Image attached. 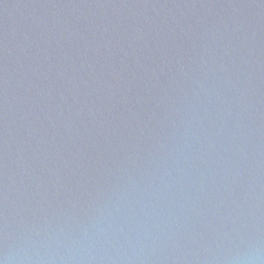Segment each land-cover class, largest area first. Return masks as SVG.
<instances>
[{"label":"water","instance_id":"obj_1","mask_svg":"<svg viewBox=\"0 0 264 264\" xmlns=\"http://www.w3.org/2000/svg\"><path fill=\"white\" fill-rule=\"evenodd\" d=\"M3 264H264V0H0Z\"/></svg>","mask_w":264,"mask_h":264},{"label":"clouds","instance_id":"obj_2","mask_svg":"<svg viewBox=\"0 0 264 264\" xmlns=\"http://www.w3.org/2000/svg\"><path fill=\"white\" fill-rule=\"evenodd\" d=\"M0 264H3V261H0Z\"/></svg>","mask_w":264,"mask_h":264}]
</instances>
